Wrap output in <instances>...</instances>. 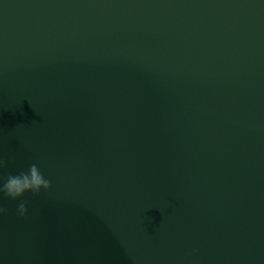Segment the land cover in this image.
Instances as JSON below:
<instances>
[{
  "label": "water",
  "instance_id": "obj_1",
  "mask_svg": "<svg viewBox=\"0 0 264 264\" xmlns=\"http://www.w3.org/2000/svg\"><path fill=\"white\" fill-rule=\"evenodd\" d=\"M0 264H264V0H0Z\"/></svg>",
  "mask_w": 264,
  "mask_h": 264
}]
</instances>
